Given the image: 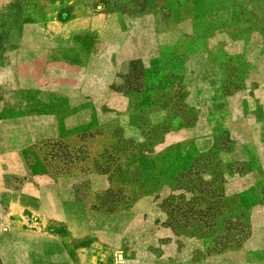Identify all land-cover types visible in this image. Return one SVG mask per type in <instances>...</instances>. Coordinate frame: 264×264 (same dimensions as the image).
I'll return each mask as SVG.
<instances>
[{"label": "rangeland", "instance_id": "rangeland-1", "mask_svg": "<svg viewBox=\"0 0 264 264\" xmlns=\"http://www.w3.org/2000/svg\"><path fill=\"white\" fill-rule=\"evenodd\" d=\"M262 232L264 0H0V264H264Z\"/></svg>", "mask_w": 264, "mask_h": 264}, {"label": "crops", "instance_id": "crops-1", "mask_svg": "<svg viewBox=\"0 0 264 264\" xmlns=\"http://www.w3.org/2000/svg\"><path fill=\"white\" fill-rule=\"evenodd\" d=\"M119 29H120V30H110V31H109V34H110V35H111V34H114V36H115L116 38H121V37L123 36L124 30H123V27H122V26H121ZM84 33H85V32H84ZM89 35H91V34H90V31H89ZM119 35H120V36H119ZM111 42H112V43H115V44L119 43L118 40L113 39L112 37H111ZM89 78H90V77H89ZM90 83H91V82H90ZM257 243H259V245H261V246L264 245V232L252 235V236L248 239V241H247V243H246V246H247V248L250 249V250H255V249L262 248L261 246H259V247H255V245H256Z\"/></svg>", "mask_w": 264, "mask_h": 264}]
</instances>
